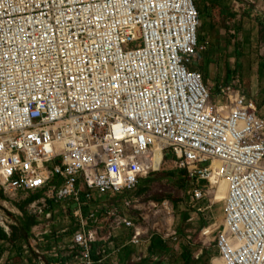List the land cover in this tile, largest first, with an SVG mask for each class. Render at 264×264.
<instances>
[{
    "label": "built area",
    "instance_id": "2783aa9c",
    "mask_svg": "<svg viewBox=\"0 0 264 264\" xmlns=\"http://www.w3.org/2000/svg\"><path fill=\"white\" fill-rule=\"evenodd\" d=\"M199 28L194 0H0V189L38 196L29 211L47 220L64 205L78 264H105L114 233L134 228L119 195L170 153L189 181L227 182L220 259L264 264V114L239 87L213 96L190 68ZM142 238L135 229L130 244L148 247ZM58 249L21 264L58 260Z\"/></svg>",
    "mask_w": 264,
    "mask_h": 264
},
{
    "label": "rangeland",
    "instance_id": "374dc122",
    "mask_svg": "<svg viewBox=\"0 0 264 264\" xmlns=\"http://www.w3.org/2000/svg\"><path fill=\"white\" fill-rule=\"evenodd\" d=\"M232 1L194 0L200 16L199 46L204 49L198 50L190 68L203 75L213 96L220 88L239 87L246 99L257 102L261 114L264 113V21L263 24L243 21L248 5L240 2L234 13ZM234 14L240 17L234 20ZM159 164L161 158L157 168ZM195 188H205L210 196L196 204L192 196ZM224 190L221 185L210 188L203 180L189 181L186 171L177 167L176 157L170 153L158 172L140 180L134 190L119 195L114 207L132 219L134 228L114 233L112 245L106 249L105 264L115 261L118 264H214L215 259H220L215 238L223 224ZM32 197L19 194L12 198L0 189L3 220L0 227L5 233L9 228L8 236H12L13 228L18 230L15 240L0 241V264H21L22 256L31 257L36 250L51 252L55 247H60V259L47 256L48 264H78V253L72 250L77 223L73 218L58 222L64 206L60 203L52 206L57 212L52 221L31 214L28 204ZM75 208L72 205L67 210L72 214ZM30 218L35 224L24 240L21 229ZM110 221L103 224L106 228L103 236L109 235ZM135 229H139L142 242L149 241L148 247L143 244V248H136L130 244ZM206 229H210V237L203 236ZM152 244L155 247L151 250ZM144 247L148 248L147 252ZM144 253L146 259L134 261Z\"/></svg>",
    "mask_w": 264,
    "mask_h": 264
},
{
    "label": "crops",
    "instance_id": "0c3cea01",
    "mask_svg": "<svg viewBox=\"0 0 264 264\" xmlns=\"http://www.w3.org/2000/svg\"><path fill=\"white\" fill-rule=\"evenodd\" d=\"M256 5L254 6H247L245 10V15L243 16V21H248L257 24H263L264 21V0H255ZM234 13H237L236 8L233 10ZM240 17L238 14H234L232 18ZM246 98V96H245ZM247 103L258 110L257 102L253 99H246ZM259 112V110H258ZM264 114V113H261ZM26 264V263H25Z\"/></svg>",
    "mask_w": 264,
    "mask_h": 264
},
{
    "label": "trees",
    "instance_id": "16d2710c",
    "mask_svg": "<svg viewBox=\"0 0 264 264\" xmlns=\"http://www.w3.org/2000/svg\"><path fill=\"white\" fill-rule=\"evenodd\" d=\"M38 196H33L29 202L37 199ZM35 224V221L34 219H29L28 221L24 222L23 226H22V229H21V232H22V235H23V238L24 240H26L27 238V234L30 230V228ZM14 231L12 232V236H8L3 230L2 228L0 227V241H3V242H6V241H10V240H15L17 238V234H16V231H18L16 228H13ZM154 244H152L151 246V250L152 248L154 249ZM184 255V254H183ZM185 257V255L183 256Z\"/></svg>",
    "mask_w": 264,
    "mask_h": 264
},
{
    "label": "bare ground",
    "instance_id": "6f19581e",
    "mask_svg": "<svg viewBox=\"0 0 264 264\" xmlns=\"http://www.w3.org/2000/svg\"><path fill=\"white\" fill-rule=\"evenodd\" d=\"M158 157H159V159L161 158L160 156H158ZM159 159H158V161H159ZM156 167H157V164H156ZM216 167H218V164L217 163H215L213 165V168L214 169ZM220 185H221V190H224V188H225V190H224V196H225L224 199H225L226 196H227V190H228L227 182L225 180H220L218 182H213L212 188H218ZM222 194H223V191H222ZM0 222H2L1 219H0ZM205 231H206L205 234H209L210 233V229H206ZM214 264H225V262L222 259H215L214 260Z\"/></svg>",
    "mask_w": 264,
    "mask_h": 264
}]
</instances>
